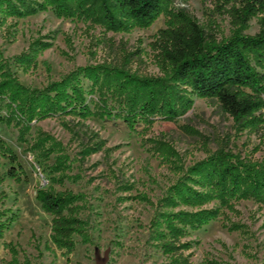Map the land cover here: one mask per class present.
Returning a JSON list of instances; mask_svg holds the SVG:
<instances>
[{
  "label": "rangeland",
  "instance_id": "obj_1",
  "mask_svg": "<svg viewBox=\"0 0 264 264\" xmlns=\"http://www.w3.org/2000/svg\"><path fill=\"white\" fill-rule=\"evenodd\" d=\"M9 1L18 12L0 14V61L22 87L47 90L85 68L101 67L102 73L97 83L80 77L89 116L0 122V137L18 159L15 168L25 172L22 182L9 178L11 165L0 153V211L16 218L0 243V264H97L99 258L106 264H179L181 257L188 264H264V201L212 199L196 206L172 200L181 184L207 191L198 169L220 151L264 165V115L245 129L217 101L192 98V107L175 120L153 117L130 128L125 100L114 91L124 78L119 71L169 77L154 44L176 10H186L211 37L228 38L233 28L220 4L174 0L148 28L111 31L93 17L62 16L43 0ZM259 30L255 19L245 34ZM106 69H114L110 77ZM4 105L1 116L10 114ZM44 186L78 197L76 214L87 223V235L74 237L72 251L53 242L52 217L36 200ZM202 210L213 218L192 226L186 216ZM170 225L181 230L176 240Z\"/></svg>",
  "mask_w": 264,
  "mask_h": 264
},
{
  "label": "trees",
  "instance_id": "obj_2",
  "mask_svg": "<svg viewBox=\"0 0 264 264\" xmlns=\"http://www.w3.org/2000/svg\"><path fill=\"white\" fill-rule=\"evenodd\" d=\"M62 16L93 17L111 31H127L133 27L148 28L172 6L174 0H43ZM229 17L233 28L230 36L221 41L211 37L186 10H176L166 29L158 33L154 44L167 79L137 78L123 74L122 81L114 83V91L124 98L126 127L133 128L140 121L153 117L172 121L182 110L192 107L193 99L217 101L223 112L245 129L255 128L264 113V0H215ZM18 12L9 0H0V14ZM260 24L259 33L245 34L253 20ZM101 67L81 69L71 77L54 83L47 90L29 91L14 78L7 62L0 61V106L10 114L0 115V122L11 124L25 120L53 118L60 114L89 116L80 77L99 82ZM114 69H106L110 77ZM0 153L9 160L8 177L22 182L21 167L15 168L17 157L0 137ZM197 177L204 193L185 184L175 188L173 202L204 205L212 199L231 201L253 197L264 201V165H247L220 151L200 165ZM36 200L44 212L52 217L53 242L72 251L75 236L85 239L87 223L76 214L78 197L72 192H56L42 187ZM213 218V213L202 210L189 214L192 226L201 227ZM16 218L9 211H0V243ZM169 234L175 240L181 230L170 225ZM165 248L180 250V246L164 243ZM179 264H188L181 257Z\"/></svg>",
  "mask_w": 264,
  "mask_h": 264
},
{
  "label": "water",
  "instance_id": "obj_3",
  "mask_svg": "<svg viewBox=\"0 0 264 264\" xmlns=\"http://www.w3.org/2000/svg\"><path fill=\"white\" fill-rule=\"evenodd\" d=\"M106 262H107L106 259H100V258H99V259L97 260V264H106Z\"/></svg>",
  "mask_w": 264,
  "mask_h": 264
}]
</instances>
